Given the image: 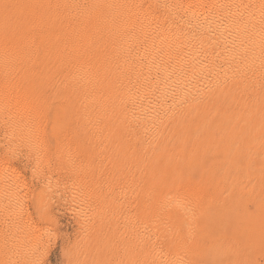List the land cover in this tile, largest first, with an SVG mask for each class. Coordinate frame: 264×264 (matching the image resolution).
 <instances>
[{
    "label": "bare ground",
    "instance_id": "1",
    "mask_svg": "<svg viewBox=\"0 0 264 264\" xmlns=\"http://www.w3.org/2000/svg\"><path fill=\"white\" fill-rule=\"evenodd\" d=\"M19 158L39 189L61 180L82 194L86 235L104 229L109 189H130L131 264H157V239L187 219L243 200L264 215V0H0V264L44 238L17 199L36 188L11 167Z\"/></svg>",
    "mask_w": 264,
    "mask_h": 264
},
{
    "label": "rangeland",
    "instance_id": "2",
    "mask_svg": "<svg viewBox=\"0 0 264 264\" xmlns=\"http://www.w3.org/2000/svg\"><path fill=\"white\" fill-rule=\"evenodd\" d=\"M14 160H12V162H11L12 163L11 167L14 170H17L21 174V176L23 175L22 177L25 180H27V183H29L30 186L34 185L33 187L35 188V186H36V188H37V189L36 188L35 189H29V191H27L28 189H26L27 192L25 191V189H23L24 192L23 191L19 192V190H22V189H18V190L16 189V192L18 193V194L16 193L18 196L17 199H19L21 197L23 198L25 196L28 197L27 200H29V202H26V204H24V207L26 209H29L30 212L33 213L35 220H37L39 217L40 220L39 219L37 220V221H40L39 226H40V228L44 227L43 229H45L46 233L42 229L44 231V232L42 231L43 232L42 237H44L43 238L44 241L42 240L39 243V245H37V246L35 245L36 249H35V247L33 249L30 247V249H32L31 251H28V249H27L28 252H31V253H29V255H28L26 249L25 250L23 249L24 251L23 250L19 251V254L15 249L10 251L7 254L8 256L6 255V253H4L3 256L5 255V257L1 256V259H3V261H4L6 258V260L4 261L5 264L6 263L7 264L8 263L9 264H12V263L13 264H75V262H77L79 260L76 258L77 256H78V258L80 256H81V258H84V259L79 260L81 262V264H84L87 261H89V262H87L85 264H90L91 261H90V257H88V256L91 255V253L97 249V246L98 247L99 246L104 247L105 245H107L108 251H106L105 253H102L100 255L96 264H114V263L120 264V260H121L122 264L123 263L131 264L132 260L129 259L128 254H126V255L123 254V251L124 252L126 251L125 246H123L124 250H123V248L120 249L122 247V244H123L122 242H123L124 238L126 237L125 235H127V233L124 230L125 229V227H124L125 223L122 224L123 219H124V217H122V216H126L125 211L127 209L126 207H128V205H129L128 204L129 203V200H128L129 197H127V199H126V202L128 201L127 203L125 202L124 198H126L125 195L130 189H121V190L120 189H112V190L109 189L110 192H108L109 191L108 189H98L97 190L100 195H101L102 191L108 192L107 194L105 193L106 195L104 193H102V194L105 195L104 196L105 198L108 197L107 199H108V203H109L108 206H110L109 208L111 209L113 207L115 210L114 209L113 210L108 209L109 212L106 215L109 218H107V219H106V217L103 218V220H105L103 222L104 223V225H103L104 229H102V232H100L99 235L97 234V237L95 236L96 232L94 233V231L89 232L86 235L83 233L84 230H83L82 225L80 223L81 217L79 214L80 213L79 211H81L80 207L82 206V204L79 202L78 197L81 196L82 194L79 193L77 191V189L76 190H74V189H63L64 183L61 180L57 181L56 187L54 185L55 188H53V189H39L41 184L42 185L45 184L44 179L38 180V179L31 178L32 173H31V170H29V168L26 167V163H27L26 159L19 158V159H14ZM20 171H22V172H20ZM31 179H32V181H30ZM52 180L53 181H50L51 183L55 182L56 176H53ZM124 190H126L127 192H124ZM121 191L125 194V195L123 194L124 196L122 195ZM22 192L25 194L24 196H22V194H23ZM35 192L38 194H36ZM74 192L76 194H81V195H76V194H74ZM32 193H33V195H32ZM7 194H8V191H7L6 195ZM31 195H32V197H30ZM34 195L36 196V198L37 197L39 198L38 202L40 201L39 203L41 204V205L39 204L37 207V209L39 208L38 212H36L37 209H36V211L34 209L35 202L31 201V199L33 197H35ZM113 195H114V197H113ZM7 196H10V195H7ZM76 196H78V197H76ZM128 196H130V195H128ZM111 198H113V199H111ZM109 199H111L110 200L111 202L109 201ZM115 199H116V201H115L116 204L114 205ZM112 200L114 203L112 202ZM244 201L245 200H243L242 203L240 201L241 204L239 203L238 204L239 207H236V208H234V207L230 208L227 206L226 207L223 206L222 208L219 209V211H223V212L227 211L228 213L230 211H231L230 213H232V212L235 213V211L238 210V212L235 214H230V213L229 214H217V213H215V215L213 214L211 216L212 219L210 218V222H206L204 224H202V223H200V224L199 223L198 224L191 223V221H189V219H187L186 222H183L177 226L176 231H174V234H172L173 236H171V237L167 236L161 240L157 239V242H156L157 245L158 244L161 245V241H162L161 247H163V246L164 247L161 249H163V250L168 249V253L167 254L163 253L162 255H158L157 258L159 261L157 260L158 262H156V263L157 264H204V262H205L206 264L207 263L212 264V261H213V264H264V215L256 213V211L257 212L259 211V209H258L259 207L256 208V206L253 202H250L251 203L250 204V203H247L249 201H247L246 203ZM111 203H113V204L110 205ZM123 203H125V204H123ZM242 204H243V206H241ZM121 205H122V207L125 205L124 210H123V208L120 209L121 211H124L125 214L118 217L117 213H118ZM234 209H236V210H234ZM110 211H112L113 213L114 212H116V213H114V215H113V213L112 212L110 213ZM111 214L113 216H111ZM45 216H46V218H45ZM111 217L113 219L115 218L116 222H115V220H114V222L116 224L120 223V224H117V226L119 225L118 227L116 226L115 223H113V222L111 223V220L113 221V219ZM125 220L126 219H124V221ZM7 221H9V222H7ZM7 221H6L7 224L5 223L2 226L3 234L5 231L8 233V229L10 230L14 227V225L10 224L11 223L10 219H8ZM42 221H43V224H42ZM46 221L47 222L49 221V222L47 223ZM106 221H108V222L110 221L109 223L111 225L108 224ZM46 225H47V227H46ZM107 225H108V227H107ZM113 229L115 231H113ZM14 230H15V228L12 231H14ZM103 230L104 231L106 230V232H104ZM107 231H108V233H107ZM112 231L114 232V234ZM44 233H45V235H44ZM88 235H90L89 236L90 240H89ZM119 235H121L120 238L118 237ZM104 236H106L108 238H106ZM100 237H102V238H100ZM81 238L84 239V241ZM175 238H176V240H175ZM100 239L102 240L103 243L101 242ZM104 239H106V240H104ZM107 239H109V241H107ZM117 239H120V240H117ZM87 241L94 244V245L87 243ZM95 241H97V242H95ZM98 241L100 242V245L98 244L99 243ZM118 241H119V244L117 243ZM169 241H170V243H169ZM84 242L86 243V245ZM175 242H176V244H175ZM177 243H179V245ZM41 244H42V246H41ZM83 244L85 246L82 247ZM101 244L102 245L104 244V246H102ZM113 244L115 246H113ZM168 244L170 246H172V248ZM172 244H175V246ZM159 245L157 247H159ZM177 245H178V247H177ZM196 245H198V246H196ZM77 246H79L80 248ZM85 247H87L88 250ZM112 247H114V248L112 249ZM82 248H83V251H82ZM79 249L81 250V253L79 252L80 251ZM84 249H85V251H84ZM193 249L197 250V252L200 250H203V249L209 250L210 253H209L208 257L211 259L213 258V260L211 261V259L209 260L208 258H206V259H203L201 261L200 259H198L194 256H191L192 251H194ZM112 250H113V253L111 254ZM89 251H90V253L87 256V253ZM24 252H25V254H24ZM83 252L84 253L86 252V254H84ZM225 252H227V254ZM79 253H80V256H79ZM17 254L19 256H17ZM211 255H213V256H211ZM220 255H222V257ZM165 256L168 258V260ZM14 258H15V260H14ZM164 258H166L167 263H165ZM234 258H235V260H234ZM7 259H9V260H7ZM124 259L127 261L122 262V261H125ZM83 260H86V261H83ZM78 262L76 264H78Z\"/></svg>",
    "mask_w": 264,
    "mask_h": 264
}]
</instances>
